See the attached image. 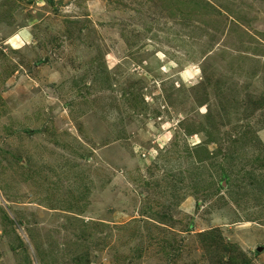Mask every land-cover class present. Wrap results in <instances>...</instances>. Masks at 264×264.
<instances>
[{"label":"rangeland","instance_id":"1","mask_svg":"<svg viewBox=\"0 0 264 264\" xmlns=\"http://www.w3.org/2000/svg\"><path fill=\"white\" fill-rule=\"evenodd\" d=\"M0 264H264V0H0Z\"/></svg>","mask_w":264,"mask_h":264}]
</instances>
